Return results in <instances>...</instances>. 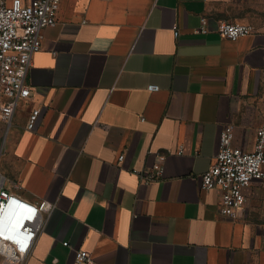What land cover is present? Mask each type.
<instances>
[{
    "label": "crops",
    "instance_id": "1",
    "mask_svg": "<svg viewBox=\"0 0 264 264\" xmlns=\"http://www.w3.org/2000/svg\"><path fill=\"white\" fill-rule=\"evenodd\" d=\"M241 1L61 0L32 57L31 96L9 126L0 118L7 188L56 203L27 264H84L78 249L92 264H261L264 179L238 218L200 179L224 125L246 150L259 126L264 27L237 40L217 31ZM203 15L212 29L196 33ZM158 162V180L135 172Z\"/></svg>",
    "mask_w": 264,
    "mask_h": 264
},
{
    "label": "built area",
    "instance_id": "2",
    "mask_svg": "<svg viewBox=\"0 0 264 264\" xmlns=\"http://www.w3.org/2000/svg\"><path fill=\"white\" fill-rule=\"evenodd\" d=\"M61 0H0V90L5 97L0 103V118L9 126L15 111L23 100L31 96L27 76L32 57L42 47V30L56 25ZM209 18L201 17V23L194 31L207 33L211 30ZM255 30L254 25L244 21L221 20L217 31L226 38L237 40ZM179 36V30L175 31ZM150 90H158L157 84H150ZM42 106L31 109L27 128L35 130L42 113ZM143 119V118H142ZM235 130L232 124L221 128L219 149L210 168L200 177L205 190L220 192V213L238 218L245 209L246 187L255 180L264 179V123L258 126L254 146L246 150L234 145ZM180 146L178 153L182 154ZM125 154L119 156L123 160ZM161 158L163 155L160 156ZM144 181L158 180L164 174V166L158 162L153 168L136 169ZM7 177L0 171V255L3 264H27L31 249L56 203L47 199L32 201L6 186ZM18 186V184H15ZM19 218L26 225L17 228ZM68 245L69 241H64ZM76 261L92 264L90 251L78 249Z\"/></svg>",
    "mask_w": 264,
    "mask_h": 264
},
{
    "label": "rangeland",
    "instance_id": "3",
    "mask_svg": "<svg viewBox=\"0 0 264 264\" xmlns=\"http://www.w3.org/2000/svg\"><path fill=\"white\" fill-rule=\"evenodd\" d=\"M240 6L235 11L236 16H231L228 20L244 21L264 27V0H243L240 2ZM256 102V107L259 111L258 124L261 125L264 123V81L262 82ZM262 185L264 184L262 183ZM257 221L259 225L256 227L259 231L262 251L261 264H264V217L257 218Z\"/></svg>",
    "mask_w": 264,
    "mask_h": 264
},
{
    "label": "clouds",
    "instance_id": "4",
    "mask_svg": "<svg viewBox=\"0 0 264 264\" xmlns=\"http://www.w3.org/2000/svg\"><path fill=\"white\" fill-rule=\"evenodd\" d=\"M24 225H26V220L23 219V218H19L17 221H16V226L17 228H21L23 227Z\"/></svg>",
    "mask_w": 264,
    "mask_h": 264
}]
</instances>
